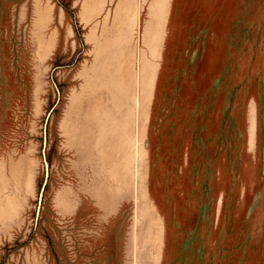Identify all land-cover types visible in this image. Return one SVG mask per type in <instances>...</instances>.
<instances>
[{
  "label": "rangeland",
  "instance_id": "374dc122",
  "mask_svg": "<svg viewBox=\"0 0 264 264\" xmlns=\"http://www.w3.org/2000/svg\"><path fill=\"white\" fill-rule=\"evenodd\" d=\"M0 264H264V0H0Z\"/></svg>",
  "mask_w": 264,
  "mask_h": 264
}]
</instances>
